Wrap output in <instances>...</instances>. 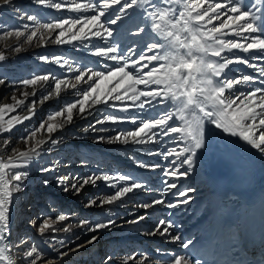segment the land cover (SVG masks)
<instances>
[{"label":"bare ground","instance_id":"6f19581e","mask_svg":"<svg viewBox=\"0 0 264 264\" xmlns=\"http://www.w3.org/2000/svg\"><path fill=\"white\" fill-rule=\"evenodd\" d=\"M239 2L241 8L237 6ZM186 7H192L191 11ZM224 8H228L227 13L222 12ZM200 12L202 16L194 15ZM185 13L191 22L186 21ZM210 17L211 23H207ZM260 19L264 20V0L257 6H246V0L215 4L211 0H171L167 4L159 0H131V4L127 0L0 3V80L5 83H0V250L4 264H92L107 247L117 246V241L139 243L137 247L158 243L164 250H179L182 242L175 238L182 234H175L167 222L174 219L183 225L191 215L190 209L194 207L195 211L199 203L208 206L201 219L208 217L212 200L207 187L225 161L240 165L248 162L264 180V154L239 138L248 136L261 142L253 135V125L243 124V119L262 118L260 123H264V103L253 105L242 116L233 110L244 101L251 103L259 87L264 86V42L260 39L264 26L258 23ZM119 29L128 36L120 35ZM176 29H182L176 33L178 41H182L178 45L161 34ZM95 48L99 53L91 56ZM170 57H181L191 64L195 61L201 70L196 72L185 64L169 65ZM173 70L187 83H174ZM155 79L164 83H152ZM44 94L24 111L30 99ZM189 94L199 106L187 103ZM233 97L237 99L229 105ZM209 98L215 103H210ZM221 100L225 102L221 104ZM138 110L141 113L137 114ZM208 111L219 128L207 121ZM31 119L36 123L42 120L38 128L34 127L36 133L27 128ZM197 119L207 128L204 138ZM82 121L90 125L79 134L74 127ZM98 133L107 137L95 148L117 160L127 151L146 153L170 139L179 140L183 148L172 167L178 165L181 171L184 164L189 175L176 179L160 173L154 184L145 182L149 178L146 175L142 185L136 187L146 193L143 199L122 195L97 213L82 217L76 214L73 226L57 236V242L47 245L40 239L39 249L34 244L23 248L18 260L9 248L16 232L13 225L20 204L16 194L19 182L39 174L38 179L29 181L33 186L45 177L66 179L72 173V184L77 183L81 176L79 171H73L72 156L77 157L79 150H88L84 141L79 142L82 138ZM15 139L23 146L9 153V144ZM198 142L203 147H197ZM44 162L45 166L39 167ZM119 167L107 165L105 171L116 176ZM18 176L21 179L17 180ZM56 183H61L60 179ZM193 189L185 195V190ZM30 194L28 189L24 199ZM84 197L82 194L80 199ZM136 214L139 219L134 218ZM113 223L119 228L128 227L126 236L108 229ZM162 228L166 230V245L151 240ZM151 229L155 231L150 233ZM89 233H94L89 240L96 241L95 245L85 248L87 240L77 245L79 248H68L73 239L78 242ZM61 253L66 255L54 259ZM44 258L48 261L43 262ZM143 259H129V264H153L148 257ZM178 261L187 264L181 258Z\"/></svg>","mask_w":264,"mask_h":264},{"label":"rangeland","instance_id":"374dc122","mask_svg":"<svg viewBox=\"0 0 264 264\" xmlns=\"http://www.w3.org/2000/svg\"><path fill=\"white\" fill-rule=\"evenodd\" d=\"M159 2H163V4L165 3L167 4L168 2L171 3V0L170 1L159 0ZM261 2L262 0H260V3ZM184 7L185 6H183V11L181 13H184ZM186 8L188 11H191L192 9V7H189V8L186 7ZM237 10L238 9L234 10V12H236ZM183 16L186 18V21H189V22L192 21V18L190 17V15L185 13L183 14ZM117 24L119 25L118 21H117ZM118 33H120V35L122 36H128V32L126 31L124 32L120 29ZM98 53H99V48L98 49L95 48L93 49V51H91V56H95V54H98ZM91 59L92 60H90V63L94 61L93 60L94 57H91ZM261 88L262 86H260L258 89L257 97H255V99H251V103L248 101H244L238 105H235L233 110L238 111V114L242 116L244 112L247 113L249 112L250 109H253V105L256 106L260 102L264 103V93H262ZM44 97H45V94L39 97L30 99L27 102V105L24 108V111L28 109L30 105L34 106L36 103H38L40 99ZM139 113H141V111L138 110L137 114ZM135 114H136V111H135ZM93 119L94 118H91L90 120L91 123ZM119 119L123 121V117H120ZM230 119L231 120L235 119V117H231ZM261 119L262 118H256L252 120L243 119L245 120L243 124H246L247 126L251 124L253 125L252 129H253V135L255 136V138L259 137L257 136L258 129L263 128L264 126V123H260ZM41 121L39 123L37 121L36 123V120H32V119L29 120L27 124V128H29L32 132L36 133L37 132L36 128L40 126ZM257 121H259V123H257ZM90 122L87 123V121H82L80 124L74 127V130L79 131V134H80L81 132L87 129V127L90 125ZM34 127L36 128L34 129ZM136 131L138 132L139 129H137ZM104 137H107V136L98 133V134H95L89 137L88 139L82 138L79 141V142L84 141L85 147L88 146L87 147L88 150L87 151H85V149L79 150L77 153L78 154L77 157L72 156V159L74 158V161H72L73 171L74 172L79 171L78 176H81V178L79 179L77 183L72 184L73 183V181L71 180L72 173L66 179H64L63 177L54 179L55 178L54 176H50L49 178L45 177L43 180L39 182V184L33 185V186L31 183H29V181L34 178L38 179L37 176L39 174H34L31 177H28L27 179L22 180L21 183L19 182L18 191H16V194L19 198L18 202H20V204L17 207V210L15 211V215L17 214L18 216L19 214V218L17 219V222H15L14 224L15 226L13 225V228H16V232L12 235V244H11V247L9 248V253H12L13 256H16L18 260H20L19 259L20 251H22L23 248L29 247L30 245L34 244L33 246L39 249L40 239L45 240L47 245H50L53 242H57L59 240L57 236H61L65 232V229H68L69 226H73V223L75 222L73 221L72 217H74V215L76 214H79L80 217H82L83 215L88 214V213L90 214L97 213V211L102 210V208L111 204L115 199H118L122 195L123 196L130 195L133 200L143 199L146 193L145 194L144 192L141 193L140 188H136L137 186H139V184L129 181L126 177V172L128 171L127 169L129 168L133 169V166L135 167L139 166L137 165L138 163H136L138 158H142L143 162H145L143 163L144 168H142L143 166H140V169L141 171H144V172H141L144 175L143 177H145L146 175L149 176L148 180L145 181L146 183H150V184L157 183L158 175L160 173L164 175L165 177L169 176V177H174L176 179H180L184 175H189L187 168H184V164L182 166L183 168L181 167L182 169L181 171H179L180 169L178 170V165L172 167V163L175 161V156L181 153V149L183 148L179 140L171 141L170 139L169 141L164 142V145L162 147L158 145V149L156 148L149 149L146 153H144L143 150H136L135 152L127 151L125 154H123L121 160H117L112 157H108L106 155L101 154L99 149L97 147L95 148V146L98 145V143L100 144V142L104 140ZM16 141L17 139L10 142L9 153L15 152L23 146L21 143L16 142ZM175 143H178L177 144L178 147H173L171 148V150H168L167 152L164 151V148L166 145L175 144ZM92 144L94 145V147ZM163 151L164 153H162ZM94 160H97L96 163H94ZM103 161L105 162L104 166L102 165ZM45 164L46 162H44V165L40 164L39 167L41 166V168H43ZM107 165L110 167L114 165L120 166L116 176H114L111 173V171H105L107 170ZM127 166H129V168L126 169ZM156 168L158 169L155 170ZM173 169H174V173L170 171ZM136 170L139 171V169H136ZM154 173L155 175H152ZM29 174L27 173L26 175H29ZM178 174H181V176H178ZM19 179L21 178L18 176L17 180ZM59 179L61 183L57 184L56 182ZM24 184H26L25 187H24ZM57 185L59 187H56ZM128 188L131 189V193L127 194ZM28 189H30L31 194L28 195L24 199V194ZM82 194L85 197L83 199H80V196ZM44 195H47V196L49 195L51 196V198H56V200L50 201L48 198L49 196L47 198H44ZM92 201H94V204L90 206V202ZM61 203L63 204L61 205ZM25 207H26L25 212H28L27 214L24 213ZM32 208L34 209L31 210ZM36 208L38 209V211H36ZM60 214H66L67 219L59 221V222L55 220L50 221V223L45 224L44 226L45 230L43 231V233L39 231L40 224L44 218H56ZM138 216L139 215L136 214L134 218H138ZM18 224H20L19 227H18ZM110 228L111 230H113V232L114 231L117 232V234L120 236H126L127 234L126 231L129 230L128 227H126L127 229L122 228V227L119 228L116 225V223H113L108 229ZM163 229L164 228L155 232L156 234L154 237L152 236V238L157 240V242H159L160 244L166 245L168 241L163 240L165 239L164 235H165L166 230L163 231ZM152 231H154V229H151L150 233H152ZM93 235L94 233L86 234L82 238H80L78 242H74L75 240L73 239L68 248L72 249L74 246H77L83 242H86L87 240L89 241V239ZM95 243L96 241H94L93 243H89L85 248L95 245ZM116 243H117V246L107 247V249L103 251V256H100L97 260H94L95 262L92 261L93 262L92 264H129L130 263L129 259H132L133 257H135L136 260H141L143 259V256L145 257L142 251H141V254H139L136 251L138 248V247L136 248V245H139V243H137L136 245H133L132 242L128 243V241H124L123 243L121 241L120 242L117 241ZM157 245L159 244L157 243ZM162 248L164 250V247ZM168 249L169 247H167L165 251H167ZM147 256H150V255H147ZM151 257H148L149 259H151V262L153 264H158ZM144 260L145 259H143V261ZM42 261L47 262L48 258H44ZM178 263L180 264L181 262L178 261L177 259H173L170 261H165L163 264H178ZM20 264H22V262ZM87 264H90V262H88Z\"/></svg>","mask_w":264,"mask_h":264},{"label":"snow or ice","instance_id":"6c2138e0","mask_svg":"<svg viewBox=\"0 0 264 264\" xmlns=\"http://www.w3.org/2000/svg\"><path fill=\"white\" fill-rule=\"evenodd\" d=\"M127 2L129 4H131V0H127ZM212 3H221L222 0H211ZM97 3H99V0H97ZM223 13H227L228 12V8H224L222 10ZM194 15L196 16H202L203 15V12H200V13H195ZM221 13H214V16H220ZM227 18V17H226ZM211 17L209 18V20L207 21V23H211ZM113 23H115V19L113 18ZM200 27H203V24L199 25ZM215 27H218V25H215ZM179 31H182V29H176V30H173L172 32H168V33H161L162 35H165L167 37H169L170 39H172L173 43L174 44H179L181 43L182 41H178V39L176 38V33L179 32ZM20 34H22V30L20 32ZM2 34H0V36H2ZM76 39H79V37H76ZM57 42L59 43V40H57ZM153 48L155 45H151ZM188 46V45H186ZM190 48V46H189ZM44 59V58H42ZM0 60H2V58H0ZM172 64H185V66H187L188 68H191V63H187L186 61H184L181 57H176V58H169V65H172ZM175 71V70H173ZM174 83H180V84H183L184 81L182 79L180 80H176L174 79L173 81ZM0 83H4L3 80H0ZM192 86H195L194 82L192 84ZM262 93H264V86H262ZM245 95H247V93H245ZM189 98H191L192 96L189 94L188 95ZM12 99H16L15 96L12 97ZM237 99V97H233V101L235 102ZM257 123H259V121H257ZM223 130V129H222ZM258 133V135H257ZM256 135L259 136L261 138V142H255L251 139V137H248V136H244V137H239V138H242L245 142H247L251 147L255 148L256 150H258L259 152H261V154H264V128H260L258 129ZM233 135H235V133H233ZM189 191H194L193 190H185V195L188 194ZM110 202V201H109ZM94 204V201L90 202V206ZM67 219V215L66 214H60L58 217L56 218H44L40 224V228H39V231H41V233H43V231L45 230V224H48L50 223V221H62V220H65ZM139 219V218H138ZM95 228V226H94ZM155 231V230H154ZM175 239L179 240L180 238L179 237H176ZM94 240H89L87 243H93ZM190 246L189 242H185L182 247H188ZM80 246H77V248H79ZM28 255L31 256V251L28 252ZM66 255V253H61L59 257H56L54 259H62V257ZM135 257H133L134 259Z\"/></svg>","mask_w":264,"mask_h":264},{"label":"clouds","instance_id":"9594fccd","mask_svg":"<svg viewBox=\"0 0 264 264\" xmlns=\"http://www.w3.org/2000/svg\"><path fill=\"white\" fill-rule=\"evenodd\" d=\"M7 2H9V0H0V3H7ZM177 39H179V38H177ZM154 47H156V46H154ZM197 50L199 51L201 49H197ZM189 55H191V53H189ZM0 58H2V54H0ZM145 67H147V65H145ZM189 69H194L196 72H199L201 70L200 66L195 64V61H193L192 65H191V68H189ZM152 71H155V69H152ZM172 75L175 76L176 80H180V75L176 74L175 71L172 72ZM189 76L193 80H195V76L193 75L192 72H189ZM152 83L162 84V83H164V81L161 80V79H155V80L152 81ZM184 83H187V80H184ZM73 87H75V84H73ZM85 99L87 100L88 96H86ZM209 101H210V103H213V104L215 103V101H212L211 98H209ZM224 102H225L224 100L220 101L221 104H223ZM187 103H189V104L196 103L199 106V102L197 100H195L193 97H191V98L187 97ZM228 103L230 105L231 103H234V101H228ZM180 119L183 120V116H181ZM206 119H207V121H209L211 123L212 126L219 128V125L216 122V118H214L212 116L211 111L207 112ZM197 147H203V144L198 142ZM65 230L67 231V229H65ZM141 264H143V262H141Z\"/></svg>","mask_w":264,"mask_h":264}]
</instances>
